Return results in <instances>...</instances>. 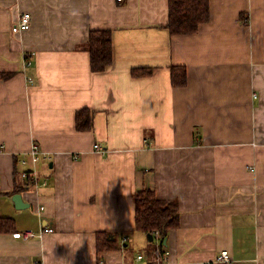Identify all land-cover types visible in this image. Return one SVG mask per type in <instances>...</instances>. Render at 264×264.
I'll return each mask as SVG.
<instances>
[{
    "label": "crops",
    "instance_id": "obj_1",
    "mask_svg": "<svg viewBox=\"0 0 264 264\" xmlns=\"http://www.w3.org/2000/svg\"><path fill=\"white\" fill-rule=\"evenodd\" d=\"M209 4L196 32L171 34L169 0H0V214L19 231L53 228L0 233V264H145L133 232L145 185L179 200L156 264H264V0ZM23 12L30 28L13 31ZM92 29L112 32L102 71L85 48ZM86 106L93 127L80 131ZM33 141L49 160L32 165ZM33 166L54 192L24 187L30 206L17 208L8 192ZM97 231L137 251L98 250ZM224 249L232 261L216 262Z\"/></svg>",
    "mask_w": 264,
    "mask_h": 264
},
{
    "label": "trees",
    "instance_id": "obj_2",
    "mask_svg": "<svg viewBox=\"0 0 264 264\" xmlns=\"http://www.w3.org/2000/svg\"><path fill=\"white\" fill-rule=\"evenodd\" d=\"M210 19L209 0H169V22L166 28L171 34L194 33L203 22ZM85 48L90 52L91 68L93 71L104 70L113 61V39L110 29H92ZM153 68L137 67L132 69L136 77L152 75ZM172 85L182 87L187 84L188 73L185 66L174 65L171 68ZM76 129L91 130L93 127V110L82 107L76 111ZM31 179L25 181V185ZM21 186L11 192L22 191ZM135 200L136 229L133 232L145 236V244L140 250L146 254L147 264H156L155 259H162L165 254L166 238L171 229L179 227V200L162 199L154 188L145 185L133 194ZM14 217L0 214V233L18 232ZM132 232H129V234ZM150 235L153 237L150 240ZM126 244V245H125ZM124 248L126 255L137 251L133 244L125 241L122 246L118 236L108 231H97V249L114 250ZM139 251V250H138Z\"/></svg>",
    "mask_w": 264,
    "mask_h": 264
},
{
    "label": "built area",
    "instance_id": "obj_3",
    "mask_svg": "<svg viewBox=\"0 0 264 264\" xmlns=\"http://www.w3.org/2000/svg\"><path fill=\"white\" fill-rule=\"evenodd\" d=\"M31 26V13L30 12H23L16 24L13 26V31H20V30H27ZM95 147L100 148V144H95ZM51 158L50 154L42 149L41 145L37 141H33L30 148V162L32 165H36L40 160H49ZM23 163H26L27 160L23 159ZM22 177L26 181L27 179H31L30 183L25 186L28 188H33L36 191H47L49 193L54 192V186L50 183L48 176H40L38 170L36 167H32L29 169H25L21 173ZM53 228L49 226H44L41 228L40 231L26 229L22 231H18L14 233V236L16 237H22L27 238L30 236H40V234H43L45 232L52 231ZM128 239V237L126 238ZM142 255H138V258H142ZM216 262H222V263H230L232 261V257L230 252L227 249L222 250L218 253L215 259ZM33 264H40L38 260H35Z\"/></svg>",
    "mask_w": 264,
    "mask_h": 264
},
{
    "label": "water",
    "instance_id": "obj_4",
    "mask_svg": "<svg viewBox=\"0 0 264 264\" xmlns=\"http://www.w3.org/2000/svg\"><path fill=\"white\" fill-rule=\"evenodd\" d=\"M12 199H13L17 208H26V207L30 206L27 202H25L23 195L20 192L14 193L12 195ZM152 239H153V237L150 235V240H152Z\"/></svg>",
    "mask_w": 264,
    "mask_h": 264
},
{
    "label": "rangeland",
    "instance_id": "obj_5",
    "mask_svg": "<svg viewBox=\"0 0 264 264\" xmlns=\"http://www.w3.org/2000/svg\"><path fill=\"white\" fill-rule=\"evenodd\" d=\"M143 256H144V254H143ZM164 257V256H163ZM143 258V257H142ZM146 264H147V262H146Z\"/></svg>",
    "mask_w": 264,
    "mask_h": 264
}]
</instances>
